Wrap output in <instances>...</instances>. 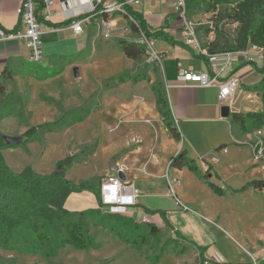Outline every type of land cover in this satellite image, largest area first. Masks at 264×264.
<instances>
[{
	"label": "rangeland",
	"instance_id": "obj_1",
	"mask_svg": "<svg viewBox=\"0 0 264 264\" xmlns=\"http://www.w3.org/2000/svg\"><path fill=\"white\" fill-rule=\"evenodd\" d=\"M164 1L152 0V3L160 2L163 5ZM198 4L199 8L187 16V20L194 24L203 46L215 37L213 33H206V27L213 28L215 14L207 12L204 2ZM225 11L223 6H219V14ZM173 17L174 28L182 24L178 16ZM236 30L235 24L224 20L219 29L220 39H231ZM83 35L86 42L79 55L31 62L2 83L4 95L0 98V135L23 137L28 130L34 129V135L19 146L4 148L2 155L6 165L14 173L30 167L35 173L45 176L53 174L64 158L73 156L80 161L73 164L65 177L70 182L79 183L98 177L102 169L107 168L104 164L112 153L121 146L133 145L137 140L145 142L147 151L158 147L161 155L156 171L160 173L164 167L166 169L169 157H174L178 146L169 138L161 137L158 141L157 135L154 134L155 138L147 131L145 123L140 125L136 105L127 102V99L145 97L147 100L142 116L148 115L151 121L156 122L157 108L152 86L156 82L164 83L162 70L149 64L144 56L136 61L124 56L119 42L137 41L138 37L127 19L117 14L108 19L105 25L100 18L93 21L84 29ZM247 57L254 60L257 54L250 50ZM248 58L241 57V63ZM74 69L78 71L77 78ZM123 73L131 78L124 84H118L117 79ZM143 73L148 80L134 84L133 79ZM246 93L254 94L249 98L246 94L237 96L236 107L243 111L248 109L250 112L264 113L260 96L253 91ZM112 110H115L116 118L124 116V134L117 141L103 144L97 152L105 132L101 115ZM48 125L54 129L47 131L42 128ZM261 133L258 138L264 143V128ZM248 134L253 152L258 138L255 137L256 131ZM215 138L210 134L205 135L199 143L193 144L195 152L206 151L214 144ZM94 145L96 155H86V151ZM228 152L219 159L216 164L218 176L214 175L210 182L223 186L228 193L230 189L227 187L238 189L246 180L264 181V156L256 160L258 172L255 174L248 172V148L236 149L230 143ZM197 158L202 160V157ZM251 173L252 176H249ZM85 192L70 194L64 203L65 210L72 213L96 210L93 208L98 206L97 200L94 197L91 202L84 198L82 194ZM261 195L258 199L257 195H247L248 198L237 206L250 210L251 215L244 217L247 228H250L249 234L258 232L259 238L264 240V194ZM201 197L216 209L228 203L227 200L208 199L202 193ZM84 222L89 237L99 244L98 249L76 251L71 247H58L49 254H28L0 247V264H199L194 256L174 251L171 234L168 236L166 232H161L156 238H148L149 245H142V236H138L140 233L133 229V225L115 226L93 215L84 217ZM141 229H146V226L142 225ZM158 257L159 261L156 262Z\"/></svg>",
	"mask_w": 264,
	"mask_h": 264
},
{
	"label": "crops",
	"instance_id": "obj_2",
	"mask_svg": "<svg viewBox=\"0 0 264 264\" xmlns=\"http://www.w3.org/2000/svg\"><path fill=\"white\" fill-rule=\"evenodd\" d=\"M22 1L0 0V28L5 31H13L19 27V10ZM61 9V4L56 3L53 8L54 16L49 21L41 20L42 28L45 32L42 36V55L43 59L46 60L75 57L82 52L86 42L83 33L75 35L65 26L61 28L47 26L46 23L60 24L68 19L83 17L81 10L73 5L66 12L56 14ZM132 9L143 16L151 31L162 29L165 26L167 28L164 29V33L180 43L174 46L165 41H156V48L163 55V61L177 60L178 74L184 72L205 73L208 71L206 63L196 57L198 55L190 47L187 46L188 49L181 46L182 44L185 45L181 35L182 26L179 25L175 28L172 26V18L177 16L173 0H166L163 5L160 2L152 3V0H142L141 6L134 5ZM98 18L95 16L90 24L84 25V29ZM255 53L257 58L254 60L248 58L246 62H253L260 67L262 65V53L260 51ZM30 55V50L24 43L16 41L0 42V80L5 79L16 71L24 70V67L31 63ZM241 60L237 61L233 73L239 80V90L229 108L233 113L245 114L250 111L248 109L243 111L237 108L235 98L244 94L249 98L251 94H254L246 93V88L257 85L262 76L255 72L251 65L239 68ZM163 80L170 110L177 119V126L182 135V141L175 143L170 138L169 133L164 129L162 118L158 111L156 112V122L151 121L148 115L142 116L147 99L143 96H135L133 99H127V102L136 105L139 117L137 120L140 125L145 123L147 131L155 138V135H157L158 141L161 137H164L177 144L178 147L173 155L183 154L185 158H190L202 174L206 172L208 164L212 169L209 174L210 181L214 175L218 176L216 164L220 158L222 159L229 154L228 146L230 143L236 149L240 147L248 148V172L251 171L255 174L258 172L257 161L253 159L249 134L242 133L239 128L237 130L236 125L231 127V117L227 119L221 117L220 109L222 105L218 100V90L216 88H203L191 82L178 83L177 80H166L164 77ZM138 84L139 82L136 85ZM153 97L155 98V96ZM114 112L115 110H112L101 115L105 132L97 152L103 144L117 141L124 134L123 125L125 118L124 116L116 118ZM207 134L216 137V141L206 151L195 152L193 144L199 143ZM145 147L144 141L138 142L137 140L133 142V145L121 146L109 156L104 164L107 165V168L105 169L104 167L98 175V177L103 178L109 172L108 168L111 161H115L116 165L126 169V179L133 183L140 192L137 206L128 213V218L132 222L141 225L137 219L146 214L151 215L154 222L152 225L159 230V235L161 232L168 233V236L171 234L172 244L176 245L172 247L173 250L179 253L180 249H185V253L181 255H192L199 260L198 249L206 248L204 261H199V264H203L206 261L209 264H264V262L259 260L264 255V240L259 238L260 233L258 232L254 235L249 234L250 228H247L244 217L251 215L250 210L246 211L237 206H240L241 202L248 198L249 195L251 196V194L257 195L258 197L256 198L258 199L262 196L261 194H264V191L248 189V191L236 194L228 192L223 197H219L208 188L198 175L189 171L188 168L172 169V167H169L170 159L173 156L169 157L166 169L164 167L158 173L156 170L160 164L161 153L158 151V147L152 149L153 152L152 150L151 152L147 151ZM191 150L193 151V153L191 152L192 154L190 153ZM97 152L95 151L94 155ZM197 157H202V160L199 161ZM252 167L254 168L252 169ZM166 171H168L169 178L179 181L175 185V195L190 211H180L175 206L173 198L168 193L164 177ZM252 173L249 176H252ZM250 181L252 180H246L245 184ZM221 188L224 189L223 186ZM201 193L208 199H222L227 200L228 203L221 209L213 208L208 203V200L201 197ZM82 196L93 202L94 196L92 194L85 192ZM97 208L98 206L93 209ZM148 211L154 212V214ZM158 212H165L172 230L165 227Z\"/></svg>",
	"mask_w": 264,
	"mask_h": 264
},
{
	"label": "trees",
	"instance_id": "obj_3",
	"mask_svg": "<svg viewBox=\"0 0 264 264\" xmlns=\"http://www.w3.org/2000/svg\"><path fill=\"white\" fill-rule=\"evenodd\" d=\"M118 1L124 2V0ZM201 2L206 4L207 12L215 14L213 28L206 27V33H213L215 37L202 46L209 54L243 52L249 47H256L261 51L262 65L260 67L253 62L245 61L239 65V68L251 65L255 72L262 76L257 85L248 87L246 90L257 93L264 106V0H186V14L188 17L199 8L198 3ZM219 6L226 9L223 14L218 13ZM125 11V19L128 20L133 32L136 33L135 26L137 25L146 36L156 41H165L174 46L180 44L164 33V29L167 27L164 26L162 29L151 31L140 13L129 6H125ZM81 18L82 16L68 19L60 24H46L51 28H61ZM224 20L237 26V30L231 39H220L221 31L219 29ZM181 46L188 48L183 44ZM119 47L127 59L136 61L144 56V48L136 41H120ZM196 57L202 59L208 66L206 57L201 55ZM178 72L177 60L163 61L162 73L164 79L176 80ZM145 73L134 78V84L142 80H148ZM9 78L10 76L0 80V98L4 95L2 83ZM130 78L127 73H123L118 77L117 82L118 84H124ZM152 92L156 99L157 111L162 118L164 129L167 130L170 138L175 143H180L182 140L179 130L172 120L164 83L156 82L152 86ZM230 117L231 127L238 126L244 134L264 128V113H233ZM42 128L47 131L54 129L51 125ZM33 130L27 131L23 136V142L34 135ZM6 147L3 137L0 135V247L28 254H41L44 252L49 254L55 252L58 247H71L76 251L96 250L99 248V244L89 237L85 228L84 217L87 215L99 216L104 222L115 226L119 224L121 226L133 225V229L140 233L138 236H142V245L148 244V238L153 239L159 236V230L153 225L141 229L142 225L132 222L129 218L101 213V177H94L79 183L66 180V172L74 163L80 161L77 157L67 156L64 158L58 163L57 170L51 175H39L30 167L24 168L20 173H14L6 165L2 155V151ZM95 150L96 145L92 149H88L86 155L93 154ZM169 167H186L189 171L198 175L215 195L223 197L226 194L224 189L210 182L209 174L212 169L208 164L206 172L202 174L193 160L185 158L183 154H177L170 159ZM248 189L264 191V181L252 180L241 189H230L229 192L236 194ZM84 191L90 192L95 197L98 209L81 213H72L65 210L64 203L67 197L72 193ZM148 212L154 214V212ZM158 214L165 227L172 230L165 212H158ZM175 234L177 233L175 232ZM175 246L174 244L173 247ZM198 250L199 261L203 262L206 248ZM183 253H185V249H180L179 254ZM158 261L159 257L156 259V262Z\"/></svg>",
	"mask_w": 264,
	"mask_h": 264
},
{
	"label": "built area",
	"instance_id": "obj_4",
	"mask_svg": "<svg viewBox=\"0 0 264 264\" xmlns=\"http://www.w3.org/2000/svg\"><path fill=\"white\" fill-rule=\"evenodd\" d=\"M96 2L97 7H93V2ZM142 0H23L20 6V23L19 27L13 31H5L0 28V42L16 41L24 43L30 50L31 62H39L43 59L42 55V36L44 30L42 28L43 21H49L54 16L53 8L56 3L61 4V11L56 14H62L71 9L73 5L81 10L83 17L79 20L71 22L65 26L75 35H81L84 31V25L91 23L92 19L97 16L102 19V23L112 18L113 15H119L125 18V6L133 8L134 5L141 6ZM186 0H175V14L181 19L182 26V41L190 47L197 55L207 58L208 71L205 73H180L177 76L178 83H195L203 88H216L218 90V100L222 106L230 107L233 99L239 90V80L233 74L235 65L238 60L248 58L249 50L258 52L256 47H249L243 52H221L209 54L204 49L197 37L195 26L187 20ZM130 19V18H129ZM131 28V27H130ZM137 44L144 48V57L149 64L155 65L162 70L163 55L156 48V40L146 36L136 25ZM133 31V30H132ZM261 52V51H260ZM262 55V54H261ZM174 125L178 128L177 119L171 113ZM179 130V129H178ZM167 131V130H166ZM180 133V131H179ZM261 130L256 131L255 137L261 136ZM182 140V135L180 133ZM254 159L259 160L264 156V143L258 138L253 146ZM117 171L126 173V169L117 165ZM168 193L173 198L175 206L184 212L190 209L183 205L175 195V185L179 183L177 179H171L168 173L165 174ZM140 197L139 190L135 185L127 179L121 181L117 172H108L101 182V213L104 215H115L128 218V213L138 204ZM138 223L144 226L152 225L153 219L151 215H143L137 219ZM264 262V255L259 259ZM203 264H209L207 261ZM257 264V263H256Z\"/></svg>",
	"mask_w": 264,
	"mask_h": 264
},
{
	"label": "water",
	"instance_id": "obj_5",
	"mask_svg": "<svg viewBox=\"0 0 264 264\" xmlns=\"http://www.w3.org/2000/svg\"><path fill=\"white\" fill-rule=\"evenodd\" d=\"M93 7H97L96 2H93ZM74 76L77 78L78 77V71L77 69H74ZM231 114H233V112L230 111V108L228 106H222L220 109V115L222 118L227 119L231 116ZM3 140L5 141V144L7 147H11V146H19L23 141V137H13V136H2ZM109 172H117L118 177L121 181H125L126 180V175L120 171H117V165L115 161H111L109 164V168H108Z\"/></svg>",
	"mask_w": 264,
	"mask_h": 264
}]
</instances>
